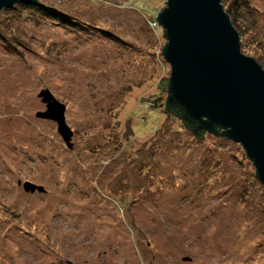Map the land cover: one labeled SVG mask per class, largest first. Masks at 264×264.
Listing matches in <instances>:
<instances>
[{"label": "rangeland", "instance_id": "obj_1", "mask_svg": "<svg viewBox=\"0 0 264 264\" xmlns=\"http://www.w3.org/2000/svg\"><path fill=\"white\" fill-rule=\"evenodd\" d=\"M40 1L129 46L2 11L0 264H264V189L243 148L197 142L154 107L168 0ZM234 1L242 53L264 69V0ZM45 91L66 107L71 150L39 117Z\"/></svg>", "mask_w": 264, "mask_h": 264}, {"label": "water", "instance_id": "obj_2", "mask_svg": "<svg viewBox=\"0 0 264 264\" xmlns=\"http://www.w3.org/2000/svg\"><path fill=\"white\" fill-rule=\"evenodd\" d=\"M39 0H0L3 10ZM48 7V6H45ZM167 41L163 57L171 68L167 108L198 131L222 136L240 145L264 185V69L242 53L240 36L223 0H168L156 17ZM47 110L39 117L57 124L59 135L73 148L66 107L50 92L42 93ZM196 131V132H198ZM199 135V134H198ZM28 192L43 187L25 184Z\"/></svg>", "mask_w": 264, "mask_h": 264}, {"label": "trees", "instance_id": "obj_3", "mask_svg": "<svg viewBox=\"0 0 264 264\" xmlns=\"http://www.w3.org/2000/svg\"><path fill=\"white\" fill-rule=\"evenodd\" d=\"M248 1L251 2V0H246V1H244V3L247 2L248 3L247 6L249 8H251L252 5L249 4ZM39 2L41 4H44V2H42L40 0H39ZM225 3H226V5H225ZM228 3H229L228 0H223V6H224V8L226 10H230V11L233 9L234 14H236L237 11L239 12V9L242 8V7L239 8V6L241 4H237V2L234 1V0H232L229 4ZM44 5L45 6H48V7H45V6H42V5H39V4L32 5V4L19 3V4L15 5L13 8L7 9L6 11H9V12L12 11L14 14L16 13L18 15V17L19 16L20 17H23V16L29 15L30 16L29 19L35 20V23H40L41 24L42 21L49 22V23L50 22H59V23H62L63 25H65V26H69L71 28L72 27H75L79 31V32H76L77 34L78 33H80V34L81 33H86V34L88 33L87 35H90V34L95 35V33L97 32L99 35H101V36H103L105 38H108L110 40H114V41L118 42L119 44H121V45H123L125 47H128L129 46V44H127L126 42H124L121 39H119L118 36L113 35L111 32H109V31H107L105 29H101V28H98L96 26H92L90 24H85V22L83 23V24H85V26H84V25H82L80 23L79 20L74 19L69 14L64 13V12L58 10L57 8H54V7L49 6L47 4H44ZM154 20H156V18ZM156 23L158 24L157 21H156ZM0 25L2 26V23ZM163 33H164V31H163ZM5 34L7 35V33L5 32V30L4 29H0V40H3L5 42H7L10 47H13L12 44L9 43L8 39L5 37ZM163 61H165L164 58H163ZM165 63H166V61H165ZM168 89H169V83L167 84V86H165V89H164L165 92H163L159 96H156V102H158V105L157 106H154L155 109L160 108L163 112L167 113V117L173 118L175 116L174 117V120L177 121L180 124V127L182 129L184 128V130L186 131V133L188 135L190 134L192 137H194L195 140H197V142L198 141H202L205 137H208L207 135L210 134V133H207L205 131H198L199 130L198 129L199 123L189 124V126H188L183 118H179L177 116L178 113H183V109L182 108H177L173 112L170 111V110H168V108H167V101H168L167 93H168ZM165 96H167V97H165ZM167 120H168V118H167ZM169 124H170V122H169ZM216 130H217V132L219 134L218 135L211 134V135H213L216 138H220L222 140L223 139L226 140V141L229 140V139H227V138H225V137L222 136V133L225 130H223V129L219 128V127H217ZM196 131H198V132H196ZM239 149L241 150V148H239ZM242 157L243 158H246L245 155H244V153H243ZM237 159L238 160H243V159H241L239 157H237ZM246 159L249 161L248 158H246ZM133 160L134 159L132 158V160H130V161H133ZM130 161H128L127 164H129ZM148 165H150V167H148V169L146 168L145 173H147L148 171L152 172V170H151L152 169L151 168L152 167L151 164H148ZM152 165H154V164H152ZM253 176L261 184L260 185L258 183L259 184L258 186L260 188L262 187V189H264V185L259 181V179L257 178L256 174L253 175Z\"/></svg>", "mask_w": 264, "mask_h": 264}]
</instances>
